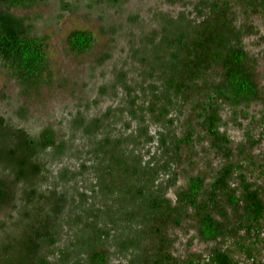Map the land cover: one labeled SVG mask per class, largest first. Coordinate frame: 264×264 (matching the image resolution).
Listing matches in <instances>:
<instances>
[{"label": "trees", "instance_id": "obj_1", "mask_svg": "<svg viewBox=\"0 0 264 264\" xmlns=\"http://www.w3.org/2000/svg\"><path fill=\"white\" fill-rule=\"evenodd\" d=\"M44 1L0 0V64L26 98L56 83L47 38L13 11ZM257 19L264 24V0L161 12L133 51L138 77L115 69L88 104L119 102L78 110L65 134L45 126L31 135L0 115V264H264V154L254 151L264 111L238 144L223 129L225 110L264 105L245 43L259 35ZM94 41L72 29L65 46L82 55ZM62 156L77 162L53 175L47 164ZM190 229L207 250L175 255L176 233Z\"/></svg>", "mask_w": 264, "mask_h": 264}, {"label": "rangeland", "instance_id": "obj_2", "mask_svg": "<svg viewBox=\"0 0 264 264\" xmlns=\"http://www.w3.org/2000/svg\"><path fill=\"white\" fill-rule=\"evenodd\" d=\"M194 1L179 0L170 4L166 0H125L115 8L108 5L106 0H45L27 8L15 9V15L27 19L32 33L47 38L49 67L56 84L43 85L37 95L26 98L21 94L17 82L0 64V115L14 126L24 127L31 135H37L45 126H53L58 133L65 134L69 132L68 125L78 110L92 115L98 109L116 105L119 99L108 96H102L98 109L88 103L98 97L100 85L112 82L115 69L127 68L130 70L129 77H138L133 51L139 47L141 35L155 26L157 15L161 12L176 15L185 8H192ZM256 22L260 25L259 35L246 37L245 43L257 58L256 79L263 88L264 97V24L259 19ZM72 29H87L93 33L94 45L85 54L75 55L65 46V37ZM103 54H109V57L101 62L99 56ZM245 111L246 114H231L226 110L223 113V129L234 144H238L245 133L253 131V127L257 129V125L251 122V116L259 119L264 105L255 102ZM151 129L153 131L154 127ZM80 136L77 131L76 142L80 141ZM254 151L264 154V139ZM49 152L47 149L43 156L51 158ZM19 154L17 147L15 155ZM2 161L4 163L6 158L3 157ZM76 162L73 156H62L47 165L55 175L59 168L74 166ZM14 203L16 211L21 201L17 198ZM4 212V208L0 210V213ZM176 240L173 249L178 250L174 252L177 256H185L189 252L205 253L208 247V244L194 238V230L191 229L178 231Z\"/></svg>", "mask_w": 264, "mask_h": 264}]
</instances>
